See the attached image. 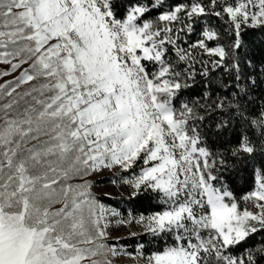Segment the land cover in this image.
I'll return each mask as SVG.
<instances>
[{"label":"snow or ice","instance_id":"snow-or-ice-1","mask_svg":"<svg viewBox=\"0 0 264 264\" xmlns=\"http://www.w3.org/2000/svg\"><path fill=\"white\" fill-rule=\"evenodd\" d=\"M0 264H264V0H0Z\"/></svg>","mask_w":264,"mask_h":264}]
</instances>
